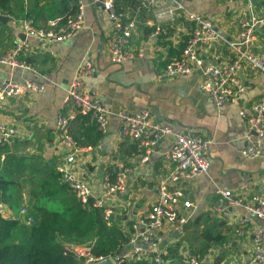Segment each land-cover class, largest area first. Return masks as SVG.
I'll use <instances>...</instances> for the list:
<instances>
[{
    "label": "crops",
    "instance_id": "0c3cea01",
    "mask_svg": "<svg viewBox=\"0 0 264 264\" xmlns=\"http://www.w3.org/2000/svg\"><path fill=\"white\" fill-rule=\"evenodd\" d=\"M78 1L11 0L12 15L0 11V15L8 17L5 22L0 21V55L25 39L20 29L23 19L32 21L37 27L48 28L51 21L75 15ZM82 1L89 3L91 0ZM185 6L209 18L227 40L234 38L242 21L264 16V0H201L185 2ZM116 8L129 19L140 16L131 48L142 51V57L136 53L121 65L111 63L108 52L114 35L111 22L102 7L87 5L85 28L71 38L50 45L29 39L22 59L35 69V73L0 64V81L30 78L47 86L45 94H26L0 104V125L15 127L19 133L11 148H0V161L10 154L23 159L26 169L30 167L23 173V179L33 181L35 188H40L44 181L43 170L58 175L57 169L64 164L67 153L57 139V115L61 111L63 115L71 113L61 105L76 69L90 56L95 61L97 73L86 78L87 89L99 92L102 104L111 114L108 131L105 135L100 133L99 142L94 147L81 146L75 171L89 184L94 196L100 197L105 177L115 178L122 167L131 169L126 192L109 202L111 220L103 216L107 225L117 227L127 237L132 223L145 217L155 202V185L172 171L173 165L167 158L171 136L160 141L149 160L142 163L136 141L121 134L119 111L148 109L153 121L168 123L175 132L195 133L210 141L209 171L193 180L188 190L196 211L180 232L167 227L162 233L164 248L177 259L171 264H180L178 259L182 253L193 254L204 264H256L251 250L259 222L241 206L233 207L227 215L217 214L214 206L218 190L230 191L234 197L246 199L253 195L264 196V157L249 159L242 155L250 130L239 116L241 107L264 97V76L244 69L241 80L249 88L235 103L217 108L199 88L201 74L158 78L166 65L184 49L190 27L184 17L167 25L165 35L151 39L152 28L146 24L150 20L148 12L140 11L133 0H118ZM253 50L264 59V27L256 32ZM200 57L207 64L220 66L230 62L232 53L226 44H214L200 50ZM78 115L81 114L75 115L70 129L82 142L89 141L92 128L76 120ZM31 166L39 170L33 174ZM35 188L31 184L25 188L24 203ZM50 200L45 201L55 202L59 208L66 202L64 196Z\"/></svg>",
    "mask_w": 264,
    "mask_h": 264
},
{
    "label": "built area",
    "instance_id": "2783aa9c",
    "mask_svg": "<svg viewBox=\"0 0 264 264\" xmlns=\"http://www.w3.org/2000/svg\"><path fill=\"white\" fill-rule=\"evenodd\" d=\"M118 0H91L84 3L79 0L77 12L64 20L51 21L48 28H40L28 19L20 22V29L25 39L16 42L5 54L0 55V64L20 69L24 72H34L35 69L22 59L29 39H35L42 44L61 43L85 28V8L102 3L104 12L111 22L114 31L108 52L113 64L121 65L137 53L142 57V51L131 48L133 36L138 31L140 16L129 19L127 15L116 8ZM140 11L148 12L150 20L147 25L152 28L151 39H157L166 34L167 25L176 22L178 17H184L189 23L188 36L181 55L171 60L159 74L160 80L188 76L199 73V88L206 93L217 108L235 103L246 89L249 88L241 80V72L250 69L259 77L264 76V59L254 52L256 32L264 27V16L254 17L241 22L240 30L232 40L217 31L213 22L202 15L187 9L185 2L201 0H133ZM1 11V10H0ZM214 44H226L232 53L229 63L217 66L207 64L200 57V50ZM97 73V67L92 57L87 56L80 63L71 84L67 89L62 109H70L71 113H58L57 139L66 150L64 164L57 169L59 182L67 187L85 209H104V216L111 218L112 205L109 203L116 195L127 190L131 169L122 167L115 178L105 177L100 197H95L89 184L81 180L75 171L77 155L82 147L70 133L71 122L76 114L87 115L95 123L98 131L105 135L109 127L111 112L102 104L99 92L89 90L86 78ZM47 86L30 78L17 81L13 78L0 81V104L8 100L30 95H42ZM120 130L123 137L136 141L141 154V162L149 160L150 155L160 141L172 137V143L167 151V158L173 165L172 171L155 185V202L148 214L134 221L128 229V240L120 254L95 255L93 244L78 245L63 243L65 254H71L79 264H93L110 259L113 264L144 262L149 264H171L177 259L163 246V231L165 228L180 232L191 219L197 207L188 196L191 183L197 177L206 174L210 168V141L195 133L175 132L168 123L153 121L148 109L133 111L122 110L117 113ZM239 116L244 120L249 133L246 136V148L242 155L249 159L264 157V97L240 108ZM19 133L15 127L0 125V148L9 149L18 139ZM218 200L215 212L227 215L235 206H241L246 213L259 222L255 232L251 250L252 259L256 264H264V196L253 195L249 199L234 197L230 191L218 190ZM20 216L27 225L35 223L29 215L27 207H22ZM180 264H204L195 255L182 253Z\"/></svg>",
    "mask_w": 264,
    "mask_h": 264
},
{
    "label": "trees",
    "instance_id": "16d2710c",
    "mask_svg": "<svg viewBox=\"0 0 264 264\" xmlns=\"http://www.w3.org/2000/svg\"><path fill=\"white\" fill-rule=\"evenodd\" d=\"M10 1L0 0L2 14L12 15ZM76 120L90 124L93 132L89 141L85 142L70 129L71 135L80 146L94 147L101 138L95 123L87 115H78ZM26 167L24 161L22 173L29 170L30 167ZM35 169L31 166L30 172ZM43 173L45 178L40 188H35L33 181H29L35 188L28 200L29 215L34 217L35 223L25 226V221L21 224V220L11 217L18 203L23 201L24 193L21 182L15 178L16 170L0 166V264H79L73 255L64 253L63 243L84 245L94 242L92 252L95 255L120 254L128 238L117 227L107 225L103 217L104 209H84L72 192L59 182L58 175L47 174L45 170ZM56 196L66 198L64 206L59 209H51L40 201H51L50 198ZM5 208L10 213L7 217L3 215ZM14 237L20 241L9 242ZM210 240H213L212 237Z\"/></svg>",
    "mask_w": 264,
    "mask_h": 264
},
{
    "label": "rangeland",
    "instance_id": "374dc122",
    "mask_svg": "<svg viewBox=\"0 0 264 264\" xmlns=\"http://www.w3.org/2000/svg\"><path fill=\"white\" fill-rule=\"evenodd\" d=\"M24 162V160L23 159H20V158H16V155L14 156V155H12V154H10V155H8L3 161H0V166H2V167H4L5 169H14V170H16V174H18V175H16L15 174V178L18 180V181H20L21 182V185H22V191H25V188L29 185V182L28 181H26L25 179H23V173H22V163ZM37 170L35 169L34 170V172H33V174H35V172H36ZM42 201V200H41ZM43 202H44V204L47 206V207H49V208H51V209H59V205H57V204H52L51 202H50V204H49V202H46L45 200H43ZM22 207H29L28 206V202H26V203H24L23 201L21 202V203H18V205L16 206V208H15V210L13 211V213L11 214V217L12 218H14V219H18V220H21V224H23L24 223V218L22 217V216H20V211H21V209H22ZM29 209V208H28ZM3 215H4V217H7V216H9L10 215V213H9V215H8V212H7V209L5 208V210L3 211ZM23 222V223H22ZM23 225H25V226H27V224H23ZM28 226H30V225H28ZM20 240H18L16 237H14V238H12V239H10L9 240V242H11V243H17V242H19Z\"/></svg>",
    "mask_w": 264,
    "mask_h": 264
},
{
    "label": "water",
    "instance_id": "95a60500",
    "mask_svg": "<svg viewBox=\"0 0 264 264\" xmlns=\"http://www.w3.org/2000/svg\"><path fill=\"white\" fill-rule=\"evenodd\" d=\"M97 6L103 8V5H102L101 2H99V3L97 4ZM6 20H8V17H6V16H4V15H0V21H1V22H5ZM23 36H25V35L23 34ZM93 264H113V263H112V261H111L110 259H105V260H103V261H100V262H98V263H93Z\"/></svg>",
    "mask_w": 264,
    "mask_h": 264
}]
</instances>
